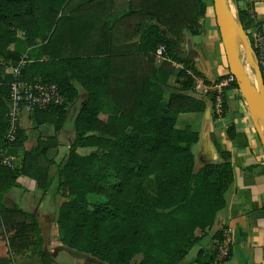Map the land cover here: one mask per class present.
Segmentation results:
<instances>
[{"label": "trees", "instance_id": "trees-1", "mask_svg": "<svg viewBox=\"0 0 264 264\" xmlns=\"http://www.w3.org/2000/svg\"><path fill=\"white\" fill-rule=\"evenodd\" d=\"M109 2L0 0V59L5 63L19 60L23 42L31 51L25 56L20 78L54 82L64 96L60 104L31 112L37 123H52L54 132L24 149L14 168L0 164V213L10 230V246L30 249L41 256L42 264H49L53 258L42 246L32 213L6 206L3 196L19 186L20 174L33 178L43 195L55 179L54 193L63 198L56 223L64 245L103 264H178L213 224L233 180L227 153L220 162L196 168L191 145L198 133L189 126L175 125L173 110L202 109L204 102L164 88L174 70L170 60L184 63L176 71L182 77L179 89L194 88L186 67L196 75L200 72L176 51L160 25L176 40L185 28L197 34L206 3L142 0L138 11L144 12L145 21L137 26L139 41L134 46L115 44L111 14L98 10ZM237 13L258 54L255 36L262 35L261 21L251 6L238 8ZM124 33L131 37L130 31ZM159 44L164 45L165 59L156 66L154 51ZM4 68L0 63V147L14 80ZM77 84L85 96L73 112L79 98ZM227 87H237L235 79ZM106 98L113 101L112 108L101 116ZM70 118L74 134L66 155L57 161L58 132ZM227 133L234 135L233 124ZM26 138L20 126L9 152L18 154ZM222 237L220 228L212 234L210 246L200 247L188 264H212ZM230 254L231 247L224 261ZM0 264H12L11 259L0 256Z\"/></svg>", "mask_w": 264, "mask_h": 264}, {"label": "crops", "instance_id": "crops-1", "mask_svg": "<svg viewBox=\"0 0 264 264\" xmlns=\"http://www.w3.org/2000/svg\"><path fill=\"white\" fill-rule=\"evenodd\" d=\"M141 1L111 0L107 7L98 8L99 11L111 14L116 45H137L140 34L137 26L145 21L142 17L144 12L138 11ZM203 1L206 3V8L199 33L192 34L185 28L182 38L176 40L167 32L165 26L160 25L164 33L171 39H175L176 51L182 57L190 59L200 72L196 75L192 69L186 67L194 80V88L179 89L182 77L175 74L177 69L184 68V63L168 59L174 70L168 75L164 88L166 92L189 93L204 102L202 109L173 110L175 125L178 128L189 125L198 133V140L191 145L195 167L206 162H220L224 159V153H227L232 165L233 180L225 191V205L217 212L213 224L205 230L199 241L178 264L191 262L200 247L209 246L212 234L220 228L227 230L231 238V254L222 264H264V153L256 129V123L261 124L262 119L261 121L258 119L260 116L257 113L255 117L252 116L247 100L238 87H227L230 82L227 80L228 76L216 80L219 76H225L229 69L214 16L212 0ZM228 1L234 17L232 33L235 50L250 76L256 78L255 54L247 34L240 26L237 9L251 6L256 19L262 23L264 38V0ZM148 19L154 21V18ZM251 30L254 31L253 28ZM120 31L123 34H120ZM125 31H130V38L128 35L125 37ZM162 60L164 59H156L155 65L158 66ZM220 81L224 82L225 108L223 113L218 115L213 109L212 102L214 84ZM77 87L79 98L74 102L75 104L78 100L80 103L85 96V90L79 85ZM77 106L79 107V104L72 107L73 112ZM69 122L72 126L71 118L67 123ZM229 124H233L234 127L232 137L227 133ZM20 125L27 135L23 144L24 148L22 146L18 151L20 158L21 151L30 149L37 143L38 138H45L54 132L52 123H37L31 112L27 111L22 112ZM66 125L64 124L63 128ZM61 130L58 132V142H60ZM54 170L55 167L50 168V174H53ZM17 180L20 183L19 186L15 187L16 190L13 188L8 190L3 196V202L8 207L19 206L32 213L39 225L42 246L53 258L49 264H103L86 254L77 256L63 249L56 223L58 205L63 198L54 191L53 198L47 196L50 190H53L55 179L44 195L36 188L33 178L20 174ZM6 194L13 196V201H5ZM12 250L10 255L5 246L0 243V256L10 258L12 264H42L41 256L30 252V249L14 250L12 248Z\"/></svg>", "mask_w": 264, "mask_h": 264}, {"label": "built area", "instance_id": "built-area-1", "mask_svg": "<svg viewBox=\"0 0 264 264\" xmlns=\"http://www.w3.org/2000/svg\"><path fill=\"white\" fill-rule=\"evenodd\" d=\"M258 54H255L257 62L260 66L261 74L264 82V38L260 34L255 36ZM164 45L159 44L155 49V60L165 59L162 55ZM26 61L23 54L19 60L14 63H5L0 59V63L4 64V70L10 73L14 80L11 83L9 91V102L6 111L7 129L4 134V140L0 147V164L14 168L20 156L16 153L9 152L12 142L16 139L18 128L20 125L21 115L23 111L32 112L35 109L47 108L51 105L62 103L64 96L60 91L58 84L54 82H44L40 79L32 81L24 80L21 77V68ZM233 76L230 74L227 78L231 81ZM213 109L221 115L224 111V82L220 81L214 84ZM10 230L5 224L0 213V243L5 246L8 253L13 252L9 244ZM231 247V238L227 230L223 229V237L216 245V253L212 264H222L224 259L229 255Z\"/></svg>", "mask_w": 264, "mask_h": 264}, {"label": "water", "instance_id": "water-1", "mask_svg": "<svg viewBox=\"0 0 264 264\" xmlns=\"http://www.w3.org/2000/svg\"><path fill=\"white\" fill-rule=\"evenodd\" d=\"M212 4L218 32L224 48V54L229 73L233 76L236 81L237 87L247 100L252 116L255 117L257 113L262 119L261 124L258 125L256 123V129L264 153V82L260 66L255 57L257 63L255 68L256 78H252L235 50L232 33L234 17L230 8L229 1L212 0ZM172 41L175 44V39H172ZM61 244L63 246V249L73 255H85L84 253L67 247L62 242Z\"/></svg>", "mask_w": 264, "mask_h": 264}, {"label": "rangeland", "instance_id": "rangeland-1", "mask_svg": "<svg viewBox=\"0 0 264 264\" xmlns=\"http://www.w3.org/2000/svg\"><path fill=\"white\" fill-rule=\"evenodd\" d=\"M230 3H232V2H230ZM19 46H20V49L22 51V54H24L25 56H29L30 55L31 47H27L23 42H20ZM112 103H113V101L110 98H106L104 100V108L100 112L101 116H103L104 114L108 113V111H111ZM78 104H79V100L76 102V105H78ZM24 122L26 124L25 120H24ZM178 123L181 124V122H178ZM186 126H189V125H186ZM60 133H61V138H60V142H58L59 145H58L56 153H55V158H56L57 161L63 159V157L66 155L68 147H69V144H70V141H71V139L73 137L74 130H73V127L71 126V123L70 122L67 123L66 127L63 128ZM33 143H35V142H33ZM35 145L36 144H33L31 146V148L34 147ZM22 148H24V146ZM83 149L84 148H82L81 150H83ZM21 153L23 154L22 151H21ZM54 167H56V164L52 165L50 168H54ZM13 189L16 190L15 187H13ZM53 191H55V186L53 187V190L51 189L50 192L48 193V195H47L48 198H53L52 197L53 196L52 195ZM40 193H41V191H40ZM7 194H6V197H5V201H13V196H10V195H7ZM57 200H59L58 196H57ZM209 246H210V244H209Z\"/></svg>", "mask_w": 264, "mask_h": 264}, {"label": "bare ground", "instance_id": "bare-ground-1", "mask_svg": "<svg viewBox=\"0 0 264 264\" xmlns=\"http://www.w3.org/2000/svg\"><path fill=\"white\" fill-rule=\"evenodd\" d=\"M235 27H237V26H235ZM236 35V34H235ZM237 36V35H236ZM243 44V43H242ZM258 119L261 121V118L260 117H258Z\"/></svg>", "mask_w": 264, "mask_h": 264}]
</instances>
